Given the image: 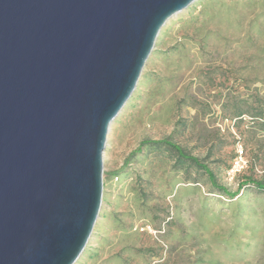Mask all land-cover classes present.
<instances>
[{"label":"rangeland","instance_id":"obj_1","mask_svg":"<svg viewBox=\"0 0 264 264\" xmlns=\"http://www.w3.org/2000/svg\"><path fill=\"white\" fill-rule=\"evenodd\" d=\"M166 137L235 194L152 142ZM245 178L264 181V0H194L109 126L100 209L73 264H264V190Z\"/></svg>","mask_w":264,"mask_h":264},{"label":"water","instance_id":"obj_2","mask_svg":"<svg viewBox=\"0 0 264 264\" xmlns=\"http://www.w3.org/2000/svg\"><path fill=\"white\" fill-rule=\"evenodd\" d=\"M194 0H0V264H73L109 126Z\"/></svg>","mask_w":264,"mask_h":264},{"label":"trees","instance_id":"obj_3","mask_svg":"<svg viewBox=\"0 0 264 264\" xmlns=\"http://www.w3.org/2000/svg\"><path fill=\"white\" fill-rule=\"evenodd\" d=\"M241 113H238L237 116H240ZM259 117H261V115H257ZM147 142H151V141H142L140 144H144ZM154 144H160L163 145L164 147H166L167 150H169L171 152V154L174 157V161L175 163L182 165L185 162H189L191 164H193L194 166L203 169V171L208 175V178L210 180V182L217 187L220 191L226 193V194H230V195H234L233 193H229V191L221 185H218L216 183V178L213 174V172L209 169L207 163H205L202 159H200L197 156L191 155L188 151L185 150V148L172 141L170 138L166 137L162 140H154L152 141ZM251 180L253 185L260 189V190H264V181L259 180V179H249V178H245L244 181H248ZM246 183V182H245ZM243 184V183H241Z\"/></svg>","mask_w":264,"mask_h":264},{"label":"built area","instance_id":"obj_4","mask_svg":"<svg viewBox=\"0 0 264 264\" xmlns=\"http://www.w3.org/2000/svg\"><path fill=\"white\" fill-rule=\"evenodd\" d=\"M241 166H242V164H241V157L236 158L233 161L231 167L229 168L228 174L233 175L236 171H238L240 169Z\"/></svg>","mask_w":264,"mask_h":264}]
</instances>
